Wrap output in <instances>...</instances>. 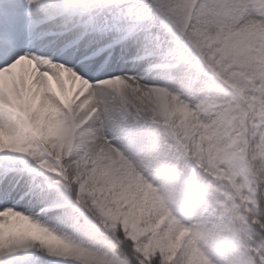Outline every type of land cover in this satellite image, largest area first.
<instances>
[{
  "label": "snow or ice",
  "instance_id": "6c2138e0",
  "mask_svg": "<svg viewBox=\"0 0 264 264\" xmlns=\"http://www.w3.org/2000/svg\"><path fill=\"white\" fill-rule=\"evenodd\" d=\"M0 264H264V0H0Z\"/></svg>",
  "mask_w": 264,
  "mask_h": 264
}]
</instances>
